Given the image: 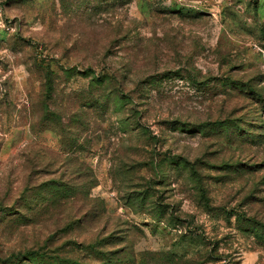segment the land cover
Returning <instances> with one entry per match:
<instances>
[{
    "label": "rangeland",
    "instance_id": "374dc122",
    "mask_svg": "<svg viewBox=\"0 0 264 264\" xmlns=\"http://www.w3.org/2000/svg\"><path fill=\"white\" fill-rule=\"evenodd\" d=\"M109 262L264 264V0H0V264Z\"/></svg>",
    "mask_w": 264,
    "mask_h": 264
},
{
    "label": "trees",
    "instance_id": "16d2710c",
    "mask_svg": "<svg viewBox=\"0 0 264 264\" xmlns=\"http://www.w3.org/2000/svg\"><path fill=\"white\" fill-rule=\"evenodd\" d=\"M93 73H94V71H93ZM108 74H106V71L105 72H102L101 74L100 73H97V74H93V80L92 81H104V80H108V79H111V77L110 76H107ZM60 182H58V181H56V180H53L52 181V183H49V184H54L55 186H57L58 184H59ZM106 252H103V254H105ZM30 257H32V256H30ZM109 261H112V262H114V261H116V259L115 260H109ZM112 262H109V264H114V263H112Z\"/></svg>",
    "mask_w": 264,
    "mask_h": 264
}]
</instances>
